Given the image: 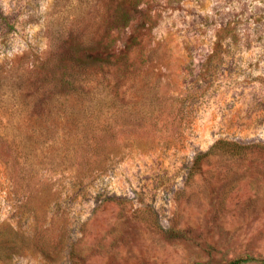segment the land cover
I'll return each mask as SVG.
<instances>
[{
  "label": "rangeland",
  "instance_id": "374dc122",
  "mask_svg": "<svg viewBox=\"0 0 264 264\" xmlns=\"http://www.w3.org/2000/svg\"><path fill=\"white\" fill-rule=\"evenodd\" d=\"M235 260L264 264V0H0V264Z\"/></svg>",
  "mask_w": 264,
  "mask_h": 264
},
{
  "label": "trees",
  "instance_id": "16d2710c",
  "mask_svg": "<svg viewBox=\"0 0 264 264\" xmlns=\"http://www.w3.org/2000/svg\"><path fill=\"white\" fill-rule=\"evenodd\" d=\"M218 147H221L222 149H224L225 147L228 148L229 150H232L234 152H239L243 146H241L240 144L238 143H234V142H225V141H218L217 143H215L211 150L215 149V148H218ZM13 250V248H12ZM246 260H235V261H232L228 264H242V263H245Z\"/></svg>",
  "mask_w": 264,
  "mask_h": 264
}]
</instances>
